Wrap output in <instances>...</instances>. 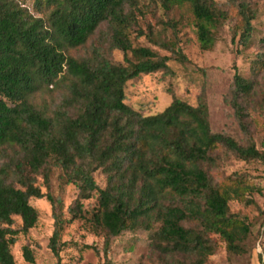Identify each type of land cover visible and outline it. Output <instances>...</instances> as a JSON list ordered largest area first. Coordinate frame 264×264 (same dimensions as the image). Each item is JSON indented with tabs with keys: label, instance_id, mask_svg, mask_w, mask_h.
Masks as SVG:
<instances>
[{
	"label": "trees",
	"instance_id": "1",
	"mask_svg": "<svg viewBox=\"0 0 264 264\" xmlns=\"http://www.w3.org/2000/svg\"><path fill=\"white\" fill-rule=\"evenodd\" d=\"M44 2L48 10L42 17L18 0H0V264H15L9 246L19 230L36 220L28 198L45 197L54 204L36 182L41 174L48 186L50 166H58L64 180L77 188L69 218L80 214L81 199L96 194L90 219L105 232V242L124 229L142 227L149 230L150 245L172 257L164 258L165 264H202L213 251L207 231L220 236L227 249L238 250L247 225L228 213L227 189L212 181L208 167L216 164L218 147L242 159L261 158L262 151L252 142L240 144L212 131L202 100L190 104L172 96L148 114L125 101L129 79L167 67L166 55L132 46L128 39L127 29L144 14L136 0ZM155 2L164 10L187 6L199 45L210 46L211 27L224 16L213 0ZM240 5L239 36L246 41L252 14ZM102 21L109 26V45L122 51L123 62L107 59L96 48L89 57L64 53V47L82 44ZM146 27H136L135 33L150 38L149 23ZM58 81L66 93L51 113L29 100L41 84ZM232 85L230 102L241 116L237 99L249 92L251 81L234 72ZM97 167L106 175L104 186L93 179ZM167 196L174 202L164 203ZM13 215L21 220L19 228L12 225ZM54 215L49 247L57 255L61 219ZM21 254L33 261L27 245Z\"/></svg>",
	"mask_w": 264,
	"mask_h": 264
},
{
	"label": "rangeland",
	"instance_id": "2",
	"mask_svg": "<svg viewBox=\"0 0 264 264\" xmlns=\"http://www.w3.org/2000/svg\"><path fill=\"white\" fill-rule=\"evenodd\" d=\"M18 1L35 15L44 17L48 10L44 0ZM136 1L144 14L137 15V22L127 29L128 39L132 46H148L158 55H166L167 67L129 79L125 101L140 113L148 114L162 109L172 96L190 104L202 100L212 131L229 134L240 144L252 142L263 154L261 158L242 159L223 147L215 150L216 164L208 167L209 175L213 182L227 189L228 213L243 221L247 231L238 241V250L227 249L220 236L207 231L213 251L202 264H264V0H213L224 16L211 27L213 39L207 48L199 45L194 18L187 6L164 10L155 0ZM242 3L252 14V28L246 41L239 36ZM147 23L151 28L150 38L137 35L134 29L147 30ZM108 31L107 22L102 21L82 44L64 47V53L89 57L96 48L107 59L123 62L122 51L109 45ZM127 56L134 59L129 51ZM234 72L251 81L249 92L237 99L242 107L241 116H237L230 102ZM65 93L61 81L43 83L29 94V100L49 114L58 107ZM92 175L99 186L106 184L101 167L95 168ZM36 182L55 202L51 205L45 197L28 198L37 210V217L27 230L15 234L9 246L15 264H165L171 260V256H162L150 245L149 230L142 227L124 229L108 236L105 242V232L93 226L90 219L95 193L81 199L80 214L69 218L68 207L73 205L77 188L64 180L58 166H50L47 187L41 174L36 175ZM171 202L174 201L170 196L164 199V203ZM54 214L61 219L57 255L49 247L55 227ZM12 217L13 227L19 228L20 218ZM156 225L154 222L153 226ZM24 244L30 248L33 261L22 257Z\"/></svg>",
	"mask_w": 264,
	"mask_h": 264
}]
</instances>
